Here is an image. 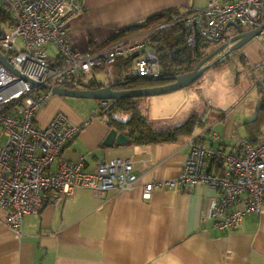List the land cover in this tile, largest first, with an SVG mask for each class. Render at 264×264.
Listing matches in <instances>:
<instances>
[{"label": "crops", "instance_id": "1", "mask_svg": "<svg viewBox=\"0 0 264 264\" xmlns=\"http://www.w3.org/2000/svg\"><path fill=\"white\" fill-rule=\"evenodd\" d=\"M83 1L84 10L70 21L68 35L73 46L87 54L102 48L118 29L142 22L159 11L177 8L183 14L182 20L188 12L204 8L211 0ZM152 32L129 39L146 38ZM236 33L235 26H231L226 40ZM50 53L58 56L55 47ZM229 61L235 75H222L224 68H218L217 63L202 76L227 81L217 92L227 97L220 101L215 95L206 98L198 90L200 94L191 96L190 105L182 106L192 111L190 115L174 125L163 123L159 127L178 125L198 113L202 122L193 133L195 137L205 142L214 130L220 139L212 141V147L237 151L240 138L251 134L246 122L259 114L264 94L258 84L264 68V42L254 38L220 63L227 66ZM249 67L251 71L244 76V82L238 74ZM106 70L111 78L108 84L120 81L117 63ZM254 88L258 89L257 99L252 96ZM66 98L54 94L36 114V123L47 125L63 111L72 123L83 126L64 148V157L76 163L83 156L86 171L114 158L133 157L138 161L140 182L129 190L101 194L78 187L58 205L47 201L38 213L25 216L21 238L0 223V264H264V207L259 214L246 216L239 228L224 231L213 229L211 220L203 221L209 203L218 196L217 190L207 185L191 191L160 187L148 199L144 197V183L180 174L191 151L190 135L173 142L106 148L102 142L111 127L95 114L100 101L97 108L93 105L79 109L71 103L69 106ZM208 109H212L211 114ZM145 161L150 163L146 170L142 168Z\"/></svg>", "mask_w": 264, "mask_h": 264}, {"label": "built area", "instance_id": "2", "mask_svg": "<svg viewBox=\"0 0 264 264\" xmlns=\"http://www.w3.org/2000/svg\"><path fill=\"white\" fill-rule=\"evenodd\" d=\"M2 2L12 23L9 29L0 25V51L8 53L9 64L0 62V223L21 238L25 216L38 213L47 201L58 205L78 187L101 194L129 190L140 182L133 157L108 160L93 171L84 170L83 156L76 163L64 157V148L83 126L72 123L63 112L46 126L36 123L37 112L54 95L53 88L80 89V78L95 66L111 68L127 56L134 57L135 74L157 76L160 60L147 37L115 42L87 54L76 49L68 26L83 12V0ZM263 16L264 0H211L183 17L190 30L187 45L196 46L200 38L222 43L231 26L256 29L264 23ZM259 37L264 42V29ZM49 46L56 48L59 57L51 55ZM227 56L220 54L217 62ZM258 84L264 92V68ZM108 104L100 101L97 111ZM211 138L217 142L220 134L213 131ZM188 142L191 151L180 174L144 183L146 199L160 187L191 191L207 185L218 196L209 203L203 221L211 220L213 229L224 231L239 228L246 216L262 211L264 134L258 143L242 137L237 151L208 148L193 134ZM149 165L145 161L142 168Z\"/></svg>", "mask_w": 264, "mask_h": 264}, {"label": "trees", "instance_id": "3", "mask_svg": "<svg viewBox=\"0 0 264 264\" xmlns=\"http://www.w3.org/2000/svg\"><path fill=\"white\" fill-rule=\"evenodd\" d=\"M182 15L177 8L159 11L142 22L118 29L109 38L102 48L115 42L128 40L135 34L152 30L153 32L147 38H151V44L157 50L160 60L159 75L140 76L133 71V56L119 59L117 66L122 76L120 81L113 83L116 90L162 86L171 83L173 80L169 79L192 71L203 57L212 52L215 46L221 44V42L200 38L196 46H188L187 37L190 30L185 21L180 20ZM2 23H9V25L12 23V18L4 7L0 10L1 26ZM235 29L237 33L247 30L243 24H236ZM225 37L227 39V36ZM101 70L103 66L98 65L90 73L83 75L79 80L80 89L113 85L108 84L111 81L106 83L98 79L96 72ZM142 99L143 97L123 98L117 102L110 100L108 106L98 110V113L96 110L95 114L101 115L111 129L115 128L120 133L126 134L131 139V144L136 145L176 141L181 136L192 135L202 122L201 115L193 113L183 123L169 128L159 127L157 122L147 115L145 108L141 107ZM258 112L257 116L246 122L248 131L251 133L248 137L255 143H258L264 134V94Z\"/></svg>", "mask_w": 264, "mask_h": 264}, {"label": "water", "instance_id": "4", "mask_svg": "<svg viewBox=\"0 0 264 264\" xmlns=\"http://www.w3.org/2000/svg\"><path fill=\"white\" fill-rule=\"evenodd\" d=\"M264 29V23L252 30H245L244 32L236 33L232 35L228 40L223 42L218 48L203 57L195 66L192 71L176 75L169 80H173L171 83L162 86L145 87L138 89H120L116 90L113 85L101 86L98 88H85V89H67L64 87H54V94L63 97L83 98V99H94L98 101H110L115 102L123 98H141L153 95H161L169 92H173L185 87L193 85L195 82L200 80L203 74L217 64V57L225 53L229 55L231 52L240 49L242 46L249 43L254 38L260 36L261 31ZM0 62L4 65H8V53L3 54L0 51ZM28 79L27 77H25ZM125 83V82H124ZM123 83V84H124ZM210 131V129H209ZM131 143V139L124 133H120L117 129H111L107 134L102 145L106 148L114 146H126Z\"/></svg>", "mask_w": 264, "mask_h": 264}, {"label": "rangeland", "instance_id": "5", "mask_svg": "<svg viewBox=\"0 0 264 264\" xmlns=\"http://www.w3.org/2000/svg\"><path fill=\"white\" fill-rule=\"evenodd\" d=\"M2 7H3V2H2V0H0V10ZM2 26L4 29H9V27H10L9 23H2ZM20 43H21V41H19V44ZM53 49H54V47L50 46L49 52H52ZM217 65H218V68H224L222 75H225V76L230 75V74L235 75L230 61L228 62L227 66L223 65L222 63H218ZM239 70H241V69H239ZM249 71H251L250 67L246 68L245 70H242L241 73H239L238 75L241 76V78H244V76L247 73H250ZM213 73L216 74V72H213ZM96 75L98 76V79H101V80L105 81L106 83L111 81L110 77L108 76V72L106 70V67L103 70L96 72ZM243 80H244V82H246L245 78ZM224 83H227V81ZM224 83L222 81H220V79H218L217 81H213V79H210L209 77H207L205 75L199 82H197L196 84L189 87L191 89H188V87H185L183 89H179V90L169 92L166 94L143 97V99H142L143 104L141 107L145 108L147 115L152 120H155L157 122V124L165 123V124L174 125L177 122L181 121L180 119L190 115V113L192 111H189L186 108H182V106H183V104H187V106H189L191 96H194V95L198 96L200 94L198 90H202L203 94L205 95L206 98L207 97H213L215 95L216 99H218L220 101L221 99H224L225 97H227L221 93L217 94V92L221 91L220 87ZM245 84H249V82L243 83V85H241L240 89L244 88ZM188 90H195V91L190 92ZM254 91H255L254 95H252V96L255 97V99H257L258 89L254 88ZM66 102L69 106H71V104H73V108H79V109H84V108L88 109L89 106L93 107V105H94V107L97 108V104H98L97 103L98 100L78 99V98H70V97L66 98ZM201 106L203 107V109H206V105H205L204 101H202ZM207 112L209 114H211L212 109H210V110L208 109ZM208 117L212 118L213 116H208ZM38 125H41V124H38ZM41 126H46V125H41ZM212 131H214V130H212ZM212 131L208 133L207 138L205 139V142L207 144L206 146L208 148L212 147V138H211ZM240 140H241V138H240Z\"/></svg>", "mask_w": 264, "mask_h": 264}]
</instances>
